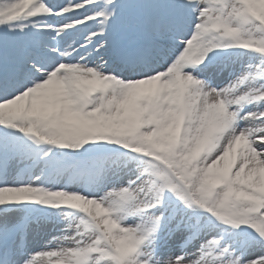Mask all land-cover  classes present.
<instances>
[{
	"label": "snow or ice",
	"instance_id": "snow-or-ice-1",
	"mask_svg": "<svg viewBox=\"0 0 264 264\" xmlns=\"http://www.w3.org/2000/svg\"><path fill=\"white\" fill-rule=\"evenodd\" d=\"M0 264H264V0H0Z\"/></svg>",
	"mask_w": 264,
	"mask_h": 264
}]
</instances>
